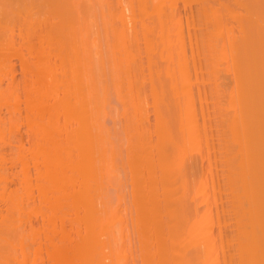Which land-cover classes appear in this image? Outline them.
Here are the masks:
<instances>
[{"label":"bare ground","instance_id":"1","mask_svg":"<svg viewBox=\"0 0 264 264\" xmlns=\"http://www.w3.org/2000/svg\"><path fill=\"white\" fill-rule=\"evenodd\" d=\"M41 1L59 20L25 17L22 33L8 15L18 2L0 0V73L16 59L24 76L21 100L1 91L0 106H23L31 140L18 160L35 201L24 213L0 168V264H264V0H190L199 4L186 40L182 17L166 21L169 4L152 0L156 25L138 22L146 80L131 18L114 29L97 0ZM145 82L157 103L149 131ZM112 89L139 123L127 142V204L126 181L109 171L121 153L106 123Z\"/></svg>","mask_w":264,"mask_h":264},{"label":"rangeland","instance_id":"2","mask_svg":"<svg viewBox=\"0 0 264 264\" xmlns=\"http://www.w3.org/2000/svg\"><path fill=\"white\" fill-rule=\"evenodd\" d=\"M16 1L18 2V6H19V9H17V10L18 11L20 10L19 11L20 13H22L23 10H24V12H23L24 14H25V10H27V13L29 12L28 9H25V6H30L29 7L30 10L33 9V8H31L33 6L30 3L33 0L32 1L30 0V2L28 0V2H26L27 4L26 3L24 4V2H25L24 0L23 1L22 0H16ZM36 1H37V3L36 2H33V4H36V5H34L36 7V9L31 10L32 13H31V11H30V13H28L30 15V17H29V15H26V14L24 15L23 13L20 14L18 12H15L12 9L13 7H9V8L12 9L13 12L9 9L10 11L8 10L9 11L8 15L10 16V18H11L12 15H13L12 18L13 17L14 18L16 17L15 19L13 18V21L16 20L15 21V23H16L15 26H17V23H18V27H19V24H20V28L22 29V33L25 32L23 29L26 28V26H24L25 28L23 27V24L26 21V18L25 17H28L27 21H29L31 19V22H36V21H38V19H39L40 16H41L40 19L43 20L47 16V14H48V16L46 17L47 19L51 20L53 18L52 19L53 22L54 21L57 22L59 20L58 14L56 12H54V11L52 12L50 9L47 8L48 10H50L52 12L51 13L52 15H51V14L47 13L48 11L47 12L46 11L43 12L44 9L46 8L45 6H44L45 8L41 6L43 9H41L39 6H37V4L38 5L39 4L42 5V4L46 3L44 1H48V0H44L43 1L44 3H42L41 0H40L41 3H38V2H40L39 0H36ZM75 1L77 2V0H75ZM97 1L98 2H95V4L100 9L102 8L101 6H104L102 8V10L104 9L103 12H102V14L103 13L107 14L105 16L103 15L106 18H104L102 16L104 18L103 20H109L111 18L113 21L116 22V23H114L110 19V22H112L111 25L113 27L115 26L116 29H119L121 27L120 24H121L123 18H125V21H129V19L131 18L132 21H129V22H131L130 23V26L131 25L134 26V24H135V26H134L135 29L133 28V26H131V27L133 28V31L134 30H137L135 32L138 33L137 34L138 43H139L138 46H140L139 47V49H140L139 52L141 51L140 53H142L141 54V56H142L141 57L142 58V61L141 62H143V66L145 68L144 69V73H143V77H144V80H146L147 79V76H146L147 70H146V56L144 54V46H145V44H144V40L142 38L143 37V34L142 33H141L142 35L140 34V32H142V29L140 30V28H141L140 26H141L142 23L145 22L144 20H146L148 24L150 22H153L154 19L157 20L155 18L156 15L153 16L152 11L148 10L149 8L152 9L151 8V6H152L151 5L152 4V0L151 1L150 0H146V2H144V0H97ZM165 1L166 0H162V2H160V0H156L155 2L156 3L159 2V3L164 4L163 8H165L168 4H169V6H171L170 4H171V1H173V0H171L169 3H168L169 0H167L166 3H165ZM174 1L177 4V6H176L177 8L176 7H173V5L175 6V3H173L170 8H168L169 6H167L166 9H165L166 12H163V15L161 17H164L166 19V21H168V16L171 17V14L174 15L175 17H176V15H178V18L176 17V19H179V17H182L180 19H181V21L184 22V23L182 22V24H183L182 25V27H183L182 29H183V34H184V37H185V40H186V39H188L187 36H188L189 32L191 33V31H190L191 30V25H190L189 22H188L189 24H187L185 21H186V19H188L189 14L190 15H191V13H193V14L195 13L196 14V12L193 11V10H196L194 5H198L199 3H197V1H193V3H194L193 4L192 1H191V4H186V3H189L190 0H188V2H187V0L185 2H184V0H181V2L179 0L178 3H177L178 0H174ZM13 2L16 4L15 1H13ZM13 2H12V5L14 4ZM76 2L73 1V3H72V1H71V3L72 4H75V5H76ZM78 2H80V1L78 0ZM99 2H100V6H99V4H97ZM207 2H210V0L207 1ZM20 3L24 4V8H23V5L21 7ZM182 3L184 5L186 4L185 5L186 7L184 5H182ZM77 5H80V3L79 4L77 3ZM229 5H231V8H232V6H233V8H235L234 7L235 5H233V3L231 4V2H230ZM14 6H16V5H14ZM18 6H16V7H18ZM16 7L14 9H16ZM37 7H38V10H39V11H37V13L39 12L38 14H36V12H35L37 10ZM172 7L175 8L174 9L175 11L174 10H171L170 11V9ZM99 8H98L97 11L100 13ZM146 8H148V9H146ZM186 8L188 9V11H187ZM145 9L147 10V14L144 13L146 11ZM106 10H108V11H106ZM120 10H121V12H120ZM141 10H144V12H143L144 14L141 12ZM165 10L163 9V11H165ZM95 12H96V10H95ZM177 12H178V14H177ZM33 13H34L35 16L33 15ZM40 13H41V15H39ZM96 13H95L94 18L96 17V19H97L98 13L97 14ZM132 13H133L134 16L131 15ZM139 13H140V15L143 14L142 15V19H141V17L139 18ZM151 13H152V15H151ZM165 13H167L166 14V15H168L167 17L165 15ZM175 13H176V15H175ZM102 14H99V15H102ZM110 14L113 15L114 18ZM49 15H51L52 17L51 16L49 17ZM179 15H182V16H179ZM120 16L122 17V19H121ZM132 16H133L134 19L132 18ZM143 16H145V17H143ZM174 16H172L173 18L171 17L172 20L175 19ZM35 17L36 18L38 17V19L36 20ZM107 17H108V19H107ZM196 17L197 16L195 15L194 18H196ZM119 18L121 19V21L120 20H117ZM164 18H163V20H164ZM47 19H45V20H47ZM56 19H58V20H56ZM126 19H128V20H126ZM137 19H138V21H137ZM189 19L187 21H190ZM230 19L231 18H226L227 21H230L231 22L232 19L231 20ZM23 20H24V22H23ZM52 20H51V22H52ZM149 20H150V22H148ZM195 20H197V18ZM27 21L25 22L24 25H26ZM141 21H142V23H138V22H141ZM169 21H170V19H169ZM19 22H21V23H19ZM147 23L145 22L144 24H147ZM233 23H228V25L229 24H232L233 25ZM54 24H55V22H54ZM148 24L146 26H150L151 25V28H152V26H155L156 25V22L154 21L152 24H150V25H148ZM153 24H155V25H153ZM185 25L186 26L190 25V28H189V26L186 27ZM233 26H231V27L233 28ZM18 27H16V28H18ZM113 27H111V28H113ZM115 27H114V29H115ZM16 28H15L14 36L12 34V37L15 38V39L13 38V40H17L18 39V36L16 34L18 32V30ZM32 28L34 29L35 27L33 26ZM147 28H149V27H147ZM37 29L38 28H36L35 31L32 32L33 35L35 33H37V31H38ZM144 29H145V27H144ZM188 29H189V32L187 31ZM236 29L237 28L235 27L234 30L236 31ZM130 32H132V31H130ZM143 32H145V31H143ZM186 32H188V34ZM129 40L132 42L133 41V37H131ZM188 44L189 43H187V45H186L188 47L185 46V48H187V57L190 58L189 54L191 52L189 53V50L191 51V49H193L194 47L192 46L193 48L189 49V45ZM194 49H193V51H194ZM190 60H191V58H190ZM191 61H189V62H191ZM10 62L12 64V66L14 65L13 68L12 67L11 68L6 67L5 70L3 71V73L2 72L0 73V92L1 91L8 92V91L12 90L13 95L14 96H17L18 99L21 100V98H22V86L21 85H22V82H24V76H23V74H21L22 71L20 69V66L18 65V61L16 59H11ZM21 77L23 79H21ZM122 82H124V80L120 81V84ZM148 85H149L148 82H145V86H144L145 88L143 89V93H144L143 94V101H142L141 105L138 106V107L142 106V108L144 109L145 119L143 120V126L141 125V127L143 128V130H146V131H149L150 128L152 130V126L155 123L156 116H155V112H154V107L157 105V103H154V101H152V99H151L150 89H149ZM120 90H121V93H124V91H125L124 90V87L121 88ZM109 93H110L109 110L111 111V114H112V117L113 118L110 119V117H108L106 123L110 127H112L113 130H114V132L117 134V136L114 139V142L116 144L117 150H120L121 151V153H120L121 159H120V155L117 154L115 156V158H114V161L110 163L109 171H110V174H111V179L113 178L112 180H114V182L117 181L118 179H122V180H125L126 181L127 188L124 189V190H122V192L124 194V197L126 198V204H127L128 203V200H129V180H130V171H129V168H128L127 164H126L127 142H128V140H131V138L133 137V129L135 127H138L139 123L133 117L132 107L130 106V102L124 97V95L122 94V95H120V98H117V96L115 94V90H113V89L110 90ZM17 102H18L17 109H16V111L12 112V114H9L7 112V109H6L5 106H0V120L3 121L2 124H1L0 154L3 157V159H4V161L0 165V168H1L2 171L5 172L6 176L8 177L7 178V181H6L7 183L5 182L6 183V186L5 187H7L8 189L13 190V191L16 192V194H17V196H18V198H19V200L21 202V206H22V208L24 210V213L25 212L27 213L31 208L35 207V204H34L35 201L33 200V196L30 193H27L25 191L24 186H23V183L21 181L20 164H19V160H18V158H19L18 155L21 154V156H23L24 158H27V149H28V147L30 145L29 142L31 140V138H30L31 136L30 135H29L30 137L27 136L26 127H25L24 121L22 119V116H23V114H22L23 113V106L19 103V101H17ZM11 103H13V101ZM210 104H211V102H210V100H208L207 101V105L209 107L211 106ZM203 105H205V104H203ZM211 120H212V118H211ZM204 150L205 149L202 148L201 154H204ZM195 157H197L195 159H198V160L200 159V157H199L198 154ZM204 164H206V163H204ZM117 184H119V182ZM4 206H5V204L2 203V202H0V210L1 211H4V209H5ZM38 218L39 217H37V216L34 215L33 217H31V220L30 221L32 222V224L37 225V224H39L38 222H40V220ZM22 224H24V223L22 222ZM213 230L215 231L216 228H214ZM43 264H48V261H44Z\"/></svg>","mask_w":264,"mask_h":264}]
</instances>
